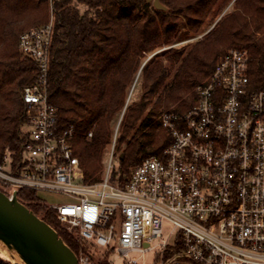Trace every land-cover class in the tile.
<instances>
[{
    "label": "built area",
    "instance_id": "built-area-1",
    "mask_svg": "<svg viewBox=\"0 0 264 264\" xmlns=\"http://www.w3.org/2000/svg\"><path fill=\"white\" fill-rule=\"evenodd\" d=\"M51 19L19 35V51L39 76L22 92L29 118L21 160L15 164L7 149L0 162L3 192L17 200L21 189L65 195L66 202L45 203L111 264L114 256L138 264L131 254L154 250L153 264H264V89L251 87L247 51L229 48L191 109L161 114L170 143L139 162L125 186L110 181L119 124L103 178L87 183L74 128L58 131L49 99ZM76 255L78 264H95L82 248Z\"/></svg>",
    "mask_w": 264,
    "mask_h": 264
},
{
    "label": "trees",
    "instance_id": "trees-1",
    "mask_svg": "<svg viewBox=\"0 0 264 264\" xmlns=\"http://www.w3.org/2000/svg\"><path fill=\"white\" fill-rule=\"evenodd\" d=\"M160 1L165 9L146 0H0V162L7 149L15 164L21 160L29 118L22 92L39 76L37 63L19 51V35L47 22L51 3L49 99L58 110V131L74 128L87 183L103 178L120 117L112 183L125 186L139 162L162 154L170 137L161 114L195 106L197 87L229 48L247 51L251 87L264 89V0ZM232 1L233 9L223 13ZM214 12L223 15L203 38L175 45L195 36ZM18 199L75 254L82 248L92 257L96 249L61 228L38 192L21 189ZM101 257L98 264H111L107 251ZM0 264L12 262L0 258Z\"/></svg>",
    "mask_w": 264,
    "mask_h": 264
},
{
    "label": "water",
    "instance_id": "water-1",
    "mask_svg": "<svg viewBox=\"0 0 264 264\" xmlns=\"http://www.w3.org/2000/svg\"><path fill=\"white\" fill-rule=\"evenodd\" d=\"M146 1L157 9L166 8L160 0ZM0 238L13 245L26 264H78L77 255L54 227L1 190Z\"/></svg>",
    "mask_w": 264,
    "mask_h": 264
},
{
    "label": "rangeland",
    "instance_id": "rangeland-1",
    "mask_svg": "<svg viewBox=\"0 0 264 264\" xmlns=\"http://www.w3.org/2000/svg\"><path fill=\"white\" fill-rule=\"evenodd\" d=\"M233 1L228 5V7L223 11V13H225L228 10L233 9V5H232ZM51 4H49V7H48V12L49 11L50 12H49V20H47V22L52 20L51 18H52L53 13H52ZM223 13L218 14V12H214L211 16V21H207L206 23H204L202 25L200 31L195 36L190 37L189 39H187L183 42L177 43L175 45H177V46L188 45L191 42H194V41H197L198 39L203 38L210 31V29H212L215 26V24L221 18ZM47 22H45V23H47ZM150 57H151V55H148L146 57V59H148ZM139 76H140V73L137 76V80H138ZM141 82H142V79L139 80V83H138V86H137V89L135 92L136 94H139L141 91V88H142ZM120 119H121V117L115 123V129L117 128L118 124H120ZM110 148H111V145H109V147L107 149V156H108L109 151H111ZM38 195L40 197H42V200L44 202H46L47 204H57V203H62V202L68 201V198L65 195L58 194V193L40 191V192H38ZM168 226H169V224L166 223L165 227L167 228ZM60 227L65 229L61 225H60ZM165 238H167L166 235H165ZM91 252L92 253L94 252L92 257H91V260L95 264H98L99 260L102 258L100 251L96 249L95 251H91ZM155 253H156V251L154 250V251H149L145 254L134 253V254H131V256H133V258L137 259L138 264H153L155 262V255H156ZM20 257H21V254L14 248L13 245L6 243L2 238H0V258H2L5 261H8L10 263L12 262V264H26V262L23 261ZM120 262H121V259L118 258L117 256H114V264H120Z\"/></svg>",
    "mask_w": 264,
    "mask_h": 264
},
{
    "label": "bare ground",
    "instance_id": "bare-ground-1",
    "mask_svg": "<svg viewBox=\"0 0 264 264\" xmlns=\"http://www.w3.org/2000/svg\"><path fill=\"white\" fill-rule=\"evenodd\" d=\"M20 258H21L23 261H25V260H24V258L22 257V255H21V257H20ZM25 262H26V261H25ZM25 262H24V263H25Z\"/></svg>",
    "mask_w": 264,
    "mask_h": 264
}]
</instances>
